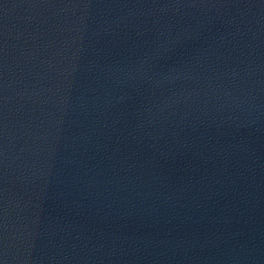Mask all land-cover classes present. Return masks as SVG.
<instances>
[{
	"label": "water",
	"instance_id": "95a60500",
	"mask_svg": "<svg viewBox=\"0 0 264 264\" xmlns=\"http://www.w3.org/2000/svg\"><path fill=\"white\" fill-rule=\"evenodd\" d=\"M0 264H264V0H0Z\"/></svg>",
	"mask_w": 264,
	"mask_h": 264
}]
</instances>
